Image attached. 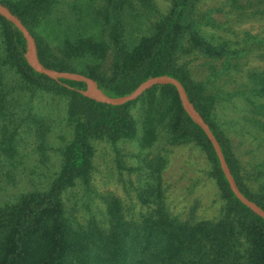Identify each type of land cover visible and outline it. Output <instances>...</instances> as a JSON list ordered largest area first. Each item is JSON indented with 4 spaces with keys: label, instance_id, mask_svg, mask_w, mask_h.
I'll return each mask as SVG.
<instances>
[{
    "label": "trees",
    "instance_id": "1",
    "mask_svg": "<svg viewBox=\"0 0 264 264\" xmlns=\"http://www.w3.org/2000/svg\"><path fill=\"white\" fill-rule=\"evenodd\" d=\"M0 1L30 29L43 25L47 37L43 29L44 35L37 32L34 36L47 67L92 77L107 95L130 94L162 75L179 79L219 139L239 187L264 208V199L252 197L242 183L226 135L205 110L218 94H211L203 104L199 88L180 63L182 52L198 48L215 57L229 53L224 64L232 66L233 52L211 44L199 32L212 16L203 18L195 0H173L170 13L155 23L154 34L142 37L134 48L127 38L125 13L131 0H100L98 4L90 0L74 5L71 0ZM254 1L227 3L238 10ZM66 8L76 19L86 11L80 29H75L74 22L65 27V18L59 13ZM80 60L88 64L79 66ZM247 79L245 90L234 94L251 103L253 96L263 98L264 68L249 72ZM87 89L83 80L55 79L38 72L29 62L24 33L0 15V175L6 167H17L20 128L43 124L35 104L39 94L66 95L69 119L74 123V138L64 151L63 167L49 188L22 192L16 200L0 205V264H264V217L236 196L212 141L186 111L173 84L148 90L152 98L145 107L140 143L144 148L161 145L163 140L203 144L215 163L225 196L222 211L213 218L182 219L160 200L158 206L146 204L134 216L121 199L104 195L106 208L100 217L81 213V202L74 203L67 193L76 187L86 191L92 187L95 147L91 137H106L120 154L119 142L135 138L139 131L129 110L134 101L110 105L86 95ZM161 157L157 153L145 160L157 167Z\"/></svg>",
    "mask_w": 264,
    "mask_h": 264
},
{
    "label": "rangeland",
    "instance_id": "2",
    "mask_svg": "<svg viewBox=\"0 0 264 264\" xmlns=\"http://www.w3.org/2000/svg\"><path fill=\"white\" fill-rule=\"evenodd\" d=\"M71 1L74 5L90 0ZM131 1L125 13L127 38L134 48L142 37L154 34L155 23L170 13L173 0ZM253 3L237 10L227 0H195L203 18L210 13L212 16V21L201 26L199 32L211 44L233 52L232 66L224 64L229 53L215 57L198 48L182 52L180 63L187 67L194 87L199 88L203 104L211 94H218L216 102L205 109L208 117L226 135L250 195L264 199V97L253 96L251 103L247 97L234 94L236 90H245L249 72L264 68V0ZM78 11L82 13L84 9ZM85 13L76 19L66 8L59 15L65 18V27L67 22H74L75 29H80L87 19ZM28 29L33 36L37 32L44 35L40 31L42 24ZM184 44L188 48L185 40ZM87 64L83 60L78 62L79 66ZM148 90L129 106L139 129L136 137L119 142L120 154L106 137H91L95 147L92 187L88 191L76 187L68 196L74 203L81 202V213L87 216L102 215L106 208L104 195L121 199L133 215L145 209L146 204L158 206L161 200L166 209L182 219L218 216L225 196L215 174V163L203 144L194 140H163L161 145L151 148L141 145L145 107L152 98ZM35 104L43 124L20 128L17 167H6L0 175V205L16 200L22 192L49 188L61 171L64 151L74 138L66 95L41 93ZM157 153L162 156L159 165L151 167L145 159H153Z\"/></svg>",
    "mask_w": 264,
    "mask_h": 264
},
{
    "label": "water",
    "instance_id": "3",
    "mask_svg": "<svg viewBox=\"0 0 264 264\" xmlns=\"http://www.w3.org/2000/svg\"><path fill=\"white\" fill-rule=\"evenodd\" d=\"M0 15L5 16L7 19L12 21L24 33L26 39L28 40V44H29L28 45L29 46V54H28L29 62L38 72L48 74V76H51L55 79L64 77V78H73L77 80H83L87 82L89 85V90L85 92V94L97 101L104 102L110 105H123L125 103L131 102L137 99L147 89H150L155 85H159V84L175 85L181 97L184 108L190 114L193 120L205 130L209 139L212 141L216 149V152L219 156V159H220L222 168L225 172V175L228 178L231 188L235 192L236 196L243 203H245L250 208H252L256 213L264 217V208L261 207L258 203H256L252 199H250L249 197H247L246 194L239 187L230 169V166L228 164L227 158L225 156V153L223 151V148H222V145L219 139L215 135L210 124L206 121V119L201 115V113L194 106L191 99L189 98V95L187 93L185 86L179 79L173 76H169V75H162V76L151 78L150 80L142 84L140 88H138L137 90L133 91L130 94L119 96V97H113V96L107 95L105 92L101 90L98 82L92 77H89L79 72L58 71L56 69L47 67L39 58L38 47H37V42H36L35 37L32 35V33L30 32L28 27L25 25V23L17 15H14L13 12L7 6H5L1 1H0Z\"/></svg>",
    "mask_w": 264,
    "mask_h": 264
}]
</instances>
